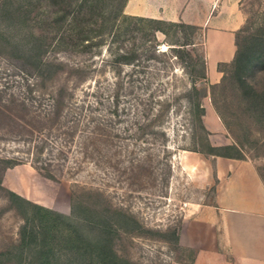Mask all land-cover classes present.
<instances>
[{"label": "trees", "instance_id": "trees-1", "mask_svg": "<svg viewBox=\"0 0 264 264\" xmlns=\"http://www.w3.org/2000/svg\"><path fill=\"white\" fill-rule=\"evenodd\" d=\"M127 0H0V49L8 47L13 55L11 75L19 76L14 90L0 93V111L12 120L14 140L21 142L22 154H0V171L24 161L30 162L46 177L56 157H43L45 148L58 158L71 161L77 171L85 158L101 165L110 162L122 175L143 171L154 181L167 185L171 171L168 159V133L165 127L172 105L183 107L188 122L190 149L206 155L243 158L237 142L215 145L203 124L205 72L187 70L188 82L181 95H159L148 60L156 51V31L174 36L177 28H194L181 21L128 14ZM165 25L162 27L161 25ZM2 29L4 36L2 35ZM26 32L23 33V30ZM110 36L111 42L132 40V46H117L114 61L140 66V76L116 82L110 102L108 87L96 80L87 83L93 70L89 58L100 54ZM175 39L170 38L169 43ZM190 66L205 65L189 33L181 41ZM236 49L223 71L222 79L211 86V96L226 127L229 121L215 100L214 91L238 86L239 95L249 108L264 117V85L250 81L257 68L264 67V30L250 35L241 44L235 33ZM176 48V47H172ZM66 52L84 57L72 60L49 52ZM93 60V59H92ZM18 62V63H17ZM135 74V73H134ZM87 83V84H85ZM184 99L183 103L178 101ZM124 103V104H123ZM201 133L199 139L198 133ZM108 145L113 150L108 153ZM42 154V155H41ZM42 156V157H41ZM109 163V164H110ZM50 166V167H49ZM7 199L23 219L18 242L0 251V264H135L118 256L115 241L121 231H139L143 225L135 215L120 209L97 210L73 199L71 214L66 215L30 201L7 190ZM178 230L173 233L178 243Z\"/></svg>", "mask_w": 264, "mask_h": 264}, {"label": "rangeland", "instance_id": "rangeland-1", "mask_svg": "<svg viewBox=\"0 0 264 264\" xmlns=\"http://www.w3.org/2000/svg\"><path fill=\"white\" fill-rule=\"evenodd\" d=\"M112 1V0H105ZM115 2L119 0H114ZM240 8L244 15L242 25L236 30L238 41L243 44L250 35L264 30V0H241ZM124 11L135 14L134 0H127ZM150 17V16H146ZM160 18V17H158ZM165 19V18H162ZM168 20V19H165ZM1 26V24H0ZM165 27V25H161ZM26 29L23 30V33ZM186 33L195 42L199 55L205 58L201 49L202 29L177 28L174 36L156 31V51L148 60V72H151L154 86L159 95L171 92L181 95L188 82L187 70L200 75L206 71L205 65L199 63L194 68L181 49L185 46L181 41ZM2 35L4 31L2 29ZM110 36L100 49V54L89 58L93 70L87 81L91 85L96 82L108 87L110 102L116 82L140 76V66L125 65L115 62L114 51L117 46L130 47L132 40L110 42ZM170 38L175 39L169 43ZM176 47V48H172ZM57 55L72 60L84 57L66 52H49L47 56ZM8 47L0 49V93L5 96L14 90L11 75L12 58ZM205 60V59H204ZM18 63V62H17ZM228 64L217 65L220 76L212 82L215 73L209 63L211 76L205 72L203 86L205 95L203 124L209 131L208 140L215 145L237 142L242 148L243 158H228L218 155H206L190 149L192 145L187 131L183 107L172 105L165 127L168 133L167 149L171 171L167 185L159 180L154 181L143 171L140 175H118L110 162L97 164L96 160L85 158L77 171H70V158H58L56 152L45 148L43 157H56L50 163L54 177H46L23 156L24 161L0 171V251L18 242L19 229L23 224L21 215L7 199V190L66 215L71 214L73 199L82 205L102 210L120 209L135 215L143 225L139 231H128L119 234L114 250L119 257L135 264H193L196 251L179 243V232L184 220L194 217L200 208L229 207L238 204V199L254 198L264 200V117L252 110L239 95V88L222 91L220 87L214 91L215 100L220 110L229 121V128L224 125L211 96V86L222 79L223 71ZM135 73V74H134ZM257 87L264 85V67L257 68L248 78ZM85 83V84H87ZM184 99L178 101L183 103ZM124 104V103H123ZM198 139L203 134L199 129ZM12 120L0 111V154H22L26 147L14 140ZM108 153L113 148L108 145ZM42 155V154H41ZM42 157V156H41ZM110 163V164H109ZM240 203V202H239ZM178 230V243L173 233ZM211 260V259H210ZM208 260L204 261L207 264ZM2 264H20L4 261Z\"/></svg>", "mask_w": 264, "mask_h": 264}, {"label": "crops", "instance_id": "crops-1", "mask_svg": "<svg viewBox=\"0 0 264 264\" xmlns=\"http://www.w3.org/2000/svg\"><path fill=\"white\" fill-rule=\"evenodd\" d=\"M240 1L134 0V12L202 29L206 74L212 78L211 62L214 82L218 63L230 61L236 49L235 33L244 21ZM179 243L196 251L193 264H264V200L242 197L234 206L200 208L182 222Z\"/></svg>", "mask_w": 264, "mask_h": 264}, {"label": "water", "instance_id": "water-1", "mask_svg": "<svg viewBox=\"0 0 264 264\" xmlns=\"http://www.w3.org/2000/svg\"><path fill=\"white\" fill-rule=\"evenodd\" d=\"M201 84H203V81H201Z\"/></svg>", "mask_w": 264, "mask_h": 264}]
</instances>
